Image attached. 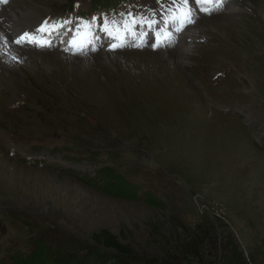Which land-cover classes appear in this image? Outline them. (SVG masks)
Masks as SVG:
<instances>
[{
  "label": "rangeland",
  "instance_id": "374dc122",
  "mask_svg": "<svg viewBox=\"0 0 264 264\" xmlns=\"http://www.w3.org/2000/svg\"><path fill=\"white\" fill-rule=\"evenodd\" d=\"M91 2L8 0L0 15L30 13L34 29L44 19L73 21L68 10ZM169 3L135 0L107 18ZM214 10L197 12L165 46L152 48V34L138 31L139 47L79 54L16 45L22 33L2 19L0 264L40 238L91 244L101 228L170 264H222L225 227L247 251L264 239V2L225 0ZM210 17L228 23L197 27ZM167 51H176L174 64L159 58ZM105 166L165 207L92 184Z\"/></svg>",
  "mask_w": 264,
  "mask_h": 264
},
{
  "label": "trees",
  "instance_id": "16d2710c",
  "mask_svg": "<svg viewBox=\"0 0 264 264\" xmlns=\"http://www.w3.org/2000/svg\"><path fill=\"white\" fill-rule=\"evenodd\" d=\"M105 1L95 0L94 7ZM101 171L98 179L90 181L97 187L124 198H144L148 204L159 209L165 207V202L153 195L140 194L138 186L129 183L123 174L115 172L113 168L105 166ZM226 228L221 234L220 253L217 256L222 264H264V239L247 251ZM9 257L12 264H170L159 256L133 251L108 228L94 231L91 244L56 247L40 238L34 242V249L30 253L14 248Z\"/></svg>",
  "mask_w": 264,
  "mask_h": 264
},
{
  "label": "snow or ice",
  "instance_id": "6c2138e0",
  "mask_svg": "<svg viewBox=\"0 0 264 264\" xmlns=\"http://www.w3.org/2000/svg\"><path fill=\"white\" fill-rule=\"evenodd\" d=\"M0 2L7 3L8 0H0ZM212 2L213 0H170L168 7L163 11L159 13L153 11L151 19L143 14L134 15L132 12L120 13L119 15L122 17L120 20L93 17L90 22L81 21L76 23L74 28L67 29L68 32L72 33L68 40V47L73 50L74 54L82 53L90 45H93L95 39H100L99 34L102 33L110 41L109 50L116 51L125 46L128 36L135 35L140 31L144 36L151 33L155 37V42L151 43L150 46L158 48L163 46L161 44V32L165 33V38L170 44L172 32L183 31L187 25L195 23L197 12L213 14L214 9L198 7L201 3ZM219 2L222 5L225 0H219ZM193 3L197 6L196 11H193ZM157 16L159 19L156 18ZM72 23L71 20H66L62 24H49L45 21L36 31L42 36L45 33L51 35L63 28L64 25ZM13 43L21 47L32 45L43 48L51 45V41H46L43 38L36 39L35 35L29 32H24ZM133 46L139 47L140 45ZM92 50L95 51V47Z\"/></svg>",
  "mask_w": 264,
  "mask_h": 264
},
{
  "label": "bare ground",
  "instance_id": "6f19581e",
  "mask_svg": "<svg viewBox=\"0 0 264 264\" xmlns=\"http://www.w3.org/2000/svg\"><path fill=\"white\" fill-rule=\"evenodd\" d=\"M240 3H247V2H250V3H254V4H262L263 2H264V0H245V1H243V0H238ZM239 5V4H238ZM25 6V5H24ZM27 7V6H26ZM10 7H8V8H6L7 10L9 9ZM261 8V7H260ZM27 10V9H26ZM8 11H10V10H8ZM236 11V10H235ZM16 10L15 11H13V12H11V15L10 16H8V14H6V15H0V19H1V21H0V47L1 48H5V47H7V46H9V44H8V41H7V38H6V33H7V31L5 30V32H3L2 31V33H1V29H3L4 27H6L5 25H4V27H1L2 25H1V23H2V19H3V22H5V19L6 18H8V20H9V24H11V26H12V30H16V32H20L21 30H23V29H25L24 27H25V25H29V24H31V23H34L33 21L32 22H30V23H26L27 22V20H29L30 18H31V16H30V13H28V17L25 19V16H24V13H18L19 15H17L16 13ZM6 13V12H5ZM38 20V19H37ZM8 23V22H7ZM26 23V24H25ZM227 24L228 23V21L227 20H225V18L224 17H210V18H204V19H202L198 24H197V27L199 28V29H203L204 31H207L208 29H210V28H212V29H217V28H219V26L218 25H221V24ZM8 24V25H9ZM22 24H25V25H23V27L21 28V30L19 29L20 27H21V25ZM222 26V25H221ZM196 27V28H197ZM190 29V28H189ZM188 30V29H187ZM187 30H186V32H185V34H184V38H185V35H187V34H190V32H187ZM215 31V30H214ZM18 33H15V35L16 34H18ZM179 43H181V47L182 48H184V52L186 51V49H187V44L183 41V42H179ZM178 43V44H179ZM6 49V48H5ZM15 52L16 53H18L17 55H19L20 54V56H21V52H19V51H17V50H15ZM176 52V51H175ZM174 51L172 52V51H167V52H164L163 54H160L159 56V58L163 61V62H166V61H172V63L171 64H174V61L176 62V59H178V55L175 53ZM183 60L186 62V60H185V58H183Z\"/></svg>",
  "mask_w": 264,
  "mask_h": 264
}]
</instances>
